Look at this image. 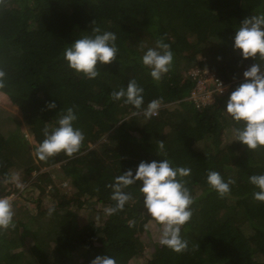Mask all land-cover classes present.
<instances>
[{"label":"trees","instance_id":"trees-1","mask_svg":"<svg viewBox=\"0 0 264 264\" xmlns=\"http://www.w3.org/2000/svg\"><path fill=\"white\" fill-rule=\"evenodd\" d=\"M257 13H264V0H0V68L6 72L0 99L5 95L19 108V123L32 134L30 142L23 133L10 141L0 132V197L13 194L15 210V227L0 231V264H90L105 253L116 264L138 256L145 257L139 264H264V203L253 199L257 189L248 181L264 173V147L250 151L233 141L232 129L240 125L222 112L243 71L254 62L264 67L232 47L240 23ZM93 27L114 32L119 51L89 80L67 67L63 51ZM158 39L174 56L157 82L140 58ZM190 66L228 83L211 104L181 100L194 84L185 75ZM131 79L143 88L144 105L161 100L158 118L145 119L142 109L111 98ZM52 102L55 108H47ZM72 106L74 127L84 134L80 151L38 160L42 130H51ZM160 141L174 167L191 169L183 179L194 197L193 215L181 228L188 247L179 253L158 243L159 224L151 246L141 245L138 235L153 221L142 206L140 181L126 189L134 199L122 211L105 213L114 205L108 187L114 177L142 160L163 159ZM209 170L235 181L229 195L209 188ZM13 175L21 189L9 180ZM53 205L52 216L45 215Z\"/></svg>","mask_w":264,"mask_h":264},{"label":"clouds","instance_id":"clouds-1","mask_svg":"<svg viewBox=\"0 0 264 264\" xmlns=\"http://www.w3.org/2000/svg\"><path fill=\"white\" fill-rule=\"evenodd\" d=\"M91 35L82 36L67 45L63 51V60L74 73L86 79H95L100 74V67L112 63L117 59V36L111 31H102L99 27L92 28ZM232 47L239 50L242 59L254 58L264 61V13H257L245 18L235 30ZM173 51L163 39H158L154 47H149L140 58L141 64L149 70V76L159 81L167 73L173 62ZM243 82L236 86L229 94L224 110L231 120L240 125L232 129L235 139L247 150L254 151L264 147V67L260 63H252L242 73ZM6 72L0 68V89L5 87ZM220 85V84H219ZM143 88L138 86L135 79L127 82L125 87L114 90L110 96L114 101H121L135 109H142L145 119L157 115L161 105L159 98L144 105ZM220 85L218 93H222ZM55 103L47 104V108H55ZM143 106V107H142ZM75 106L68 107L56 120L55 126L49 130L43 129V139L35 148V156L40 161L60 154L71 157L78 153L84 142V134L74 127L77 120ZM157 155L161 160L140 161L135 170L129 168L114 177L110 199L114 205L107 207L105 213L113 215L122 211L125 205L133 200L131 192L126 191L136 181L141 182L139 192L142 206L150 220L159 224L160 233L158 243L174 252H183L188 247V241L181 235V228L188 223L193 215L192 205L194 197L185 186L184 177L191 174L187 167H174L167 158L163 141L156 146ZM18 189L23 185L18 177L9 178ZM248 181L257 191L253 192V199L264 203V173L253 174ZM206 183L219 197L230 194V185L235 181L225 180L214 170H209ZM13 194L0 197V231L15 227V210L11 199ZM55 206L48 208V215H52ZM131 226V225H130ZM90 264H116V259L108 254L98 255Z\"/></svg>","mask_w":264,"mask_h":264},{"label":"rangeland","instance_id":"rangeland-1","mask_svg":"<svg viewBox=\"0 0 264 264\" xmlns=\"http://www.w3.org/2000/svg\"><path fill=\"white\" fill-rule=\"evenodd\" d=\"M198 58H200V57H198ZM1 97H2V99H0V132L2 134H10L12 136V140H10V141H13L14 138H15V140H19L20 139L19 136H21V134L23 133V137L25 139H27L28 142H30L32 140V134L29 131V127L27 125L23 124L22 122L19 123V121L21 119V112H20L19 108L16 105H14L13 103H11L5 95H2ZM163 114H164V112H162L161 115H163ZM16 116H18V118ZM159 116H160V114L158 113V115L156 117L158 118ZM104 139H105L104 137L101 138V141ZM12 154H15L14 150L12 151ZM44 169H46V168H41L38 171L40 172V170H44ZM35 173H37V171L32 172V174H35ZM64 184H65V182H62L61 185H64ZM43 197L44 196H42V198ZM20 201H23V199H21V197H20ZM29 207L32 209L31 211L35 210L34 205H29ZM47 208H49V207H47ZM65 212H67V210L64 208V209L58 210L56 212V214H57V216H62L63 214H65ZM45 215L52 216V215H48V211L45 213ZM158 229H159V226L154 222H149L146 225V228L144 229V231L138 235L140 243L143 247H148V246L150 247L151 246V242L153 241L154 235H156V233H157L156 230H158ZM28 243H29V241H27V244ZM1 251H2L3 256H5V257H7V255L9 254L8 252H6L3 249ZM148 251L149 250L145 251V253H146L145 255H147ZM144 258L145 257H143V256H138L137 258L132 259L129 262V264H139V261L141 262L142 260H144Z\"/></svg>","mask_w":264,"mask_h":264},{"label":"built area","instance_id":"built-area-1","mask_svg":"<svg viewBox=\"0 0 264 264\" xmlns=\"http://www.w3.org/2000/svg\"><path fill=\"white\" fill-rule=\"evenodd\" d=\"M185 75L190 77L194 81V84L189 90L188 95L181 100H189L195 107L211 104L214 101V94L219 92L220 85L223 91L228 86L227 82H224L220 77L210 72L208 69H201L197 66L188 67L185 71Z\"/></svg>","mask_w":264,"mask_h":264}]
</instances>
